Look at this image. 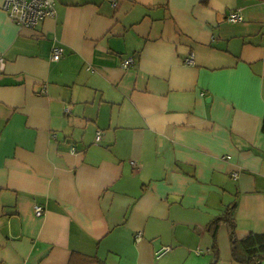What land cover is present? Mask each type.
<instances>
[{"label":"crops","instance_id":"crops-1","mask_svg":"<svg viewBox=\"0 0 264 264\" xmlns=\"http://www.w3.org/2000/svg\"><path fill=\"white\" fill-rule=\"evenodd\" d=\"M4 2L0 264H264V0Z\"/></svg>","mask_w":264,"mask_h":264},{"label":"built area","instance_id":"built-area-1","mask_svg":"<svg viewBox=\"0 0 264 264\" xmlns=\"http://www.w3.org/2000/svg\"><path fill=\"white\" fill-rule=\"evenodd\" d=\"M115 5V4H114ZM4 10L9 17L26 29H35L42 21L55 15V0H5ZM241 16L238 13H233L229 17V21L238 22ZM62 49L57 47L53 51V60L58 61L62 57ZM192 64V59L188 60ZM133 64V58H128L123 62V67L128 68ZM97 141L101 140V133H98ZM36 214L41 216L44 212L42 207L37 206ZM171 248L162 247L156 253L158 258L167 254Z\"/></svg>","mask_w":264,"mask_h":264},{"label":"trees","instance_id":"trees-1","mask_svg":"<svg viewBox=\"0 0 264 264\" xmlns=\"http://www.w3.org/2000/svg\"><path fill=\"white\" fill-rule=\"evenodd\" d=\"M220 220L229 224L232 235L235 233V224L231 215V211L227 212ZM215 225V222L212 223V227ZM232 250L234 256L239 261L248 260L250 262H258L264 260V235H250L242 241L232 238ZM238 253L243 255L241 259L238 256Z\"/></svg>","mask_w":264,"mask_h":264}]
</instances>
